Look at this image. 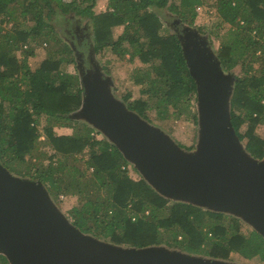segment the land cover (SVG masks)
Listing matches in <instances>:
<instances>
[{
    "label": "trees",
    "instance_id": "obj_1",
    "mask_svg": "<svg viewBox=\"0 0 264 264\" xmlns=\"http://www.w3.org/2000/svg\"><path fill=\"white\" fill-rule=\"evenodd\" d=\"M107 1L98 12V0H0L1 162L19 176L42 181L57 201L61 195H78L68 217L101 239L134 247L165 245L220 259L237 252L264 261L263 233L246 229L241 216L166 196L144 176L130 174V161L117 144L97 138L91 125L70 116L83 102V87L77 72L63 68L76 61V51L55 27L59 14L68 10L92 18L96 53L110 48L143 62L132 72L143 92L135 98L131 91L123 94L128 108L162 127L167 124L170 131L168 120L184 114L190 125L198 124L196 78L181 38L163 30L159 11L169 8L193 23L205 0ZM216 6L230 24L225 34H215L221 40L216 53L226 72L238 65L242 71L235 75L230 118L246 150L262 159L264 135L257 128L264 123V56L258 55L264 52V0H216ZM120 24L124 30L115 37ZM42 42L49 45L47 56L33 70L16 52L33 56ZM242 117L244 131L236 126ZM55 125L73 132H54ZM42 128L50 151L40 148ZM0 264H9L2 253Z\"/></svg>",
    "mask_w": 264,
    "mask_h": 264
},
{
    "label": "water",
    "instance_id": "obj_2",
    "mask_svg": "<svg viewBox=\"0 0 264 264\" xmlns=\"http://www.w3.org/2000/svg\"><path fill=\"white\" fill-rule=\"evenodd\" d=\"M183 50L197 81L200 137L176 143L114 96L96 66L81 71L83 102L70 116L103 129L161 193L241 216L264 235V157L246 150L230 118L235 74L187 30ZM209 42V41H208ZM0 253L9 264H237L165 245L126 246L76 227L40 180L10 171L0 160Z\"/></svg>",
    "mask_w": 264,
    "mask_h": 264
},
{
    "label": "rangeland",
    "instance_id": "obj_3",
    "mask_svg": "<svg viewBox=\"0 0 264 264\" xmlns=\"http://www.w3.org/2000/svg\"><path fill=\"white\" fill-rule=\"evenodd\" d=\"M107 7V0H98L95 9L99 12ZM196 10L197 16L195 17V21L193 23H190L188 21H183L177 14L171 12L169 8H163V12H161V10L159 11V14L164 20L163 30L165 32H176L183 41L187 39V30L191 32L194 31L198 38L205 41L210 49L216 52V50L220 47L221 40L215 34L218 32L220 34H225L230 24L222 21L221 16L217 11L216 0H205V2L198 6ZM92 21L93 20L90 17H84L81 14L69 10L59 14V18L55 22L56 30L63 36L65 40H67L72 46H74L76 51V62L65 63L63 65V68L71 72H77L81 79V71L83 69L89 70L93 68L95 70L97 66V68L101 70L102 76L111 78L112 84L110 85V87L114 96H116L120 100L125 101L123 94L127 91H131L132 98L138 97L143 92V86L136 84L133 81L132 72L136 66L144 65L143 62L137 56L131 60L130 53H127L124 57H121L110 48L96 53V50L94 49ZM124 26V24H120L115 27V37L123 32ZM128 44V42H125V46H128ZM48 46L49 45L47 44V42H42V44H40L37 48V53L29 57H26L25 54H23L20 50H18L16 53H18V57L23 63H27L30 68L34 70L40 65L42 59L47 56ZM80 51H85V56L90 53L88 57L92 64H81L79 62L78 52ZM258 55L260 57L264 56V52L259 51ZM107 60H109V63L107 62ZM260 62L261 61L257 62V64L260 65ZM230 72L235 75L242 74L240 65L231 69ZM24 86H27V83ZM193 104V107H195L198 111L197 98L193 101ZM73 118L75 120L83 121L91 125L95 129L94 131L97 135V138L105 137L113 142L106 134V132L100 127L96 126L91 120L82 116ZM41 119V126L45 127V118ZM158 122L159 121H156V123H151L157 124ZM160 124L164 126L162 127L160 125V127L165 132H167L176 143H179L183 147H185L186 145H194L195 147L199 141V123L196 127L190 125L186 114H184L180 118H172L168 120V125L172 126L173 128L171 131L167 129V124ZM236 126L240 131H244L247 127V121L243 117L239 118L236 122ZM42 131V135L39 137L40 148L41 150L50 151L51 147L45 142L48 140V136L45 134L46 130L42 128ZM53 131L57 133H71L73 132V128L70 126L55 125L53 126ZM257 131L260 134L264 135V123L258 126ZM242 143L245 145V140H242ZM128 168L130 174H132L134 177L138 178L142 175L139 168L136 167V165L131 161ZM54 201L59 206V208L68 215L67 210L72 205L77 204L79 202V198L78 195H61L58 201L55 199ZM243 220L246 229L254 228L249 221H247L246 219ZM226 259L237 264H264V261L259 262L258 258H246L237 252H233L229 256V258Z\"/></svg>",
    "mask_w": 264,
    "mask_h": 264
},
{
    "label": "flooded vegetation",
    "instance_id": "obj_4",
    "mask_svg": "<svg viewBox=\"0 0 264 264\" xmlns=\"http://www.w3.org/2000/svg\"><path fill=\"white\" fill-rule=\"evenodd\" d=\"M89 54L90 53H88V55L87 56H85L86 54H85V51H80V52H78V55H79V62L81 63V64H92L91 63V61H90V59H89ZM88 57V58H87ZM76 62V61H75Z\"/></svg>",
    "mask_w": 264,
    "mask_h": 264
}]
</instances>
